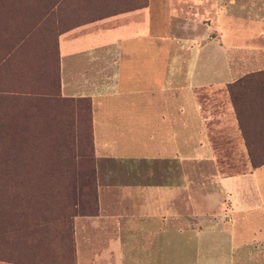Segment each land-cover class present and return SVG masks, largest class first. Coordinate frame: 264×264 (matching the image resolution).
<instances>
[{
	"label": "crops",
	"instance_id": "obj_1",
	"mask_svg": "<svg viewBox=\"0 0 264 264\" xmlns=\"http://www.w3.org/2000/svg\"><path fill=\"white\" fill-rule=\"evenodd\" d=\"M106 2L56 39L58 96L119 168L77 264H264V166L221 173L213 141L238 126L227 86L264 71V0Z\"/></svg>",
	"mask_w": 264,
	"mask_h": 264
},
{
	"label": "rangeland",
	"instance_id": "obj_2",
	"mask_svg": "<svg viewBox=\"0 0 264 264\" xmlns=\"http://www.w3.org/2000/svg\"><path fill=\"white\" fill-rule=\"evenodd\" d=\"M107 5L0 0V264H77V247L82 259L75 220L98 216L99 188L119 168L94 157L87 103L58 96L56 39ZM213 141L229 156L221 173L252 168L238 126Z\"/></svg>",
	"mask_w": 264,
	"mask_h": 264
},
{
	"label": "trees",
	"instance_id": "obj_3",
	"mask_svg": "<svg viewBox=\"0 0 264 264\" xmlns=\"http://www.w3.org/2000/svg\"><path fill=\"white\" fill-rule=\"evenodd\" d=\"M227 92L243 137L250 165L252 169L260 168L264 166V140H256L255 137L258 134L257 128L261 127L264 129V71L251 73L242 77L238 81L228 85ZM80 101L85 104L87 103L85 110L87 109L88 111L91 138L89 102L83 99H80Z\"/></svg>",
	"mask_w": 264,
	"mask_h": 264
}]
</instances>
